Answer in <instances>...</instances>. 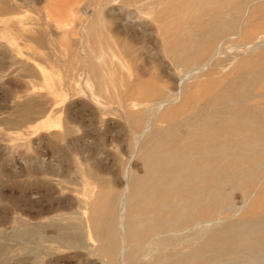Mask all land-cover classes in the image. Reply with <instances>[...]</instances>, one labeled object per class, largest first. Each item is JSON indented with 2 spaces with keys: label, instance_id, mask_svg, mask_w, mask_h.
I'll list each match as a JSON object with an SVG mask.
<instances>
[{
  "label": "rangeland",
  "instance_id": "rangeland-1",
  "mask_svg": "<svg viewBox=\"0 0 264 264\" xmlns=\"http://www.w3.org/2000/svg\"><path fill=\"white\" fill-rule=\"evenodd\" d=\"M194 1L196 0H0V243L9 247V251L0 257V264L105 263V258L95 253L97 243L88 232V212L85 207L96 188L91 193H85L86 183L111 182L116 191L127 192L123 171H133L138 176L142 174L139 148L151 140L153 132H161L165 128L166 124L161 119L164 108L172 109L180 105L183 98L180 92L184 94L189 91L192 83L202 81L200 77L187 78L182 84L184 92L181 90L176 96L177 90L171 81L178 78L177 72L173 70L170 61L166 60L163 44L166 38L169 39L179 31H158V27L162 28L158 20L168 19L169 23L173 16L189 14L195 7ZM209 8L211 6L207 7ZM259 10L264 11V0L248 3L240 11L239 23L236 25L252 34L254 30L261 33L264 31V14H258ZM107 26L109 29L117 26V32H124L126 29L125 32H128L130 26L134 35L143 37L144 33L148 46L128 44L126 37L124 36L126 40L123 39L116 31L113 36L110 35L112 33L108 34ZM249 26L252 28L249 29ZM142 28L143 33L140 32ZM150 31L153 32L149 33ZM147 32L150 34L148 37ZM104 33H107L105 36L110 39L109 42L102 37ZM254 33L257 34L256 31ZM165 34L167 37L164 39ZM157 35L162 37L161 40ZM115 37L118 39L116 43H127V49L116 44ZM152 39L154 44L151 43ZM232 41L236 42L229 40L230 43L222 48L221 60L228 62L233 58L232 55L239 57L244 54L240 50L247 46L239 43L243 48L238 49L235 48L236 44H231ZM149 45H153L150 51L147 50ZM262 48L264 46L259 47ZM156 49L160 51H157L161 55L159 58ZM148 52L153 53L152 56ZM102 60L105 61L104 64ZM96 63L97 69L91 66ZM149 67L151 72L148 71ZM158 67L164 72H160L162 70ZM231 67L232 65L225 71H220L217 76L226 74ZM98 70L100 71L97 72ZM156 70L158 74H155ZM159 72L165 73L167 78H159ZM145 74L150 77L144 76ZM160 79L162 82H159ZM148 81L153 85L144 90ZM163 86L165 90L158 93V89ZM169 91H172L173 97L157 110L156 103L166 100ZM126 94L130 97L125 98ZM114 97L116 102H113ZM128 113L131 116L127 117ZM141 121L142 124L139 123ZM139 124L142 128L138 127ZM144 128L146 130L139 138ZM63 133L67 136L64 134L65 137L62 138ZM63 139L71 144L72 152L70 145L66 148L68 143ZM68 155L70 157L65 160ZM39 170L57 172L38 173ZM85 170H93L92 179L87 176L83 178ZM251 198L253 200L254 196ZM242 200L241 194L235 192L231 202L239 209L219 218V225L215 220L211 221L208 228L242 220L251 199L247 202ZM74 223L78 226L82 224L80 229L84 228L83 248L61 247L51 240L53 237L58 238L56 235L66 233L64 226L70 228V224L72 226ZM37 225L45 226L42 230L44 233L40 232V236L45 235L42 236L44 240H49L39 247L35 256L15 252L13 244L4 238L18 226L31 228ZM69 228L66 230L72 232L67 235H74V229ZM188 231L193 235L192 240L197 236L199 239L201 230L198 226L175 233L177 236L172 233L174 237L172 234L163 235L161 244L159 236L151 240L154 241L152 244L151 241L148 242L144 251L141 254L138 252V257L135 255V263L132 261L130 264H157L155 260L160 258L159 254L163 255L161 258L167 259L173 255V251L179 253L183 249L185 253L184 250L190 244L188 242L192 241ZM121 234H124L123 229ZM244 237L243 235L242 238ZM223 254L221 256L224 257L220 258L225 260L221 263L220 259L219 264L227 261L229 262L226 264H230L236 259L235 253ZM122 258L121 255L120 262L118 258L119 264H129L126 261L123 263ZM247 263L252 264L248 261L235 264Z\"/></svg>",
  "mask_w": 264,
  "mask_h": 264
},
{
  "label": "bare ground",
  "instance_id": "bare-ground-1",
  "mask_svg": "<svg viewBox=\"0 0 264 264\" xmlns=\"http://www.w3.org/2000/svg\"><path fill=\"white\" fill-rule=\"evenodd\" d=\"M252 1L254 0L246 2L244 0L233 2L230 0H196L195 4L193 2L195 7L189 14L180 13L173 16L169 23L168 19L167 21L166 19H157L158 24L162 27H158V31L162 30L163 33L164 31L171 33L179 31L169 39L166 38V34L163 37L166 38L163 44L166 60L170 61L173 70L177 72L178 78L171 81L174 89L177 90L176 96L179 91L185 88L182 84L187 78L200 77L202 81L197 80L198 82L192 83L191 87L189 86V91H185L184 94L180 92L183 96L182 99L179 97L182 100L180 105H176L177 107L172 109L164 108L161 119L166 124L165 128L161 132H153L151 140L139 148L143 167L142 174L138 176L133 171H123V176L126 177L124 186L127 192L116 191L110 184L111 182L96 184L91 181L86 183L85 193H91L96 188L95 194L85 209L88 212V232L97 243L96 252H94L105 258L104 264H119L121 255L124 258H122L123 263L126 261L130 264L135 255L138 252H143L144 246L151 240L160 236L161 244V236L175 234L182 230H192L197 226L201 230L199 239L196 235L194 240L197 239V241L192 240L193 235L188 231V234L191 235L188 238H192V241L188 242L190 244L187 250H184L185 253L182 251L183 249L179 253L176 252L177 254L173 251L175 253L173 255L169 254L172 252H169L168 254L172 256L167 259L161 258L162 254H159L160 258L155 260L156 263L219 264L221 255L231 252L236 254H234L236 259L230 264L246 263L247 261L252 264H264V48L259 49L264 46V33H262L264 31L257 33L258 30H254L257 33L255 35L254 31L252 34L236 25L239 23L237 21L240 11ZM208 6L211 8L207 9ZM260 10L257 13L264 14L261 13L264 11ZM170 13L169 10V15ZM158 14L160 15V13ZM252 15L256 14L252 13ZM252 15H250L251 18H253ZM249 24L251 25V22ZM259 24L258 26H260ZM102 27L104 30V26ZM116 27L109 29L107 26L106 32L112 33L110 35L113 36V32L118 30ZM250 28L252 27L249 26ZM128 29L132 28L128 26ZM130 30L125 33L118 31L117 34L125 36L128 44L132 45L133 43L134 46L135 43L147 44L142 32L143 28L140 30L143 37L134 35L133 29ZM151 32L153 31L149 33ZM155 32L158 34L157 31ZM149 33L146 35L147 37L150 35ZM93 34L95 33L93 32ZM105 34L107 35L104 33L102 37L109 42L110 39L108 40ZM115 38L116 43L118 39ZM95 39L101 44L98 38ZM152 40L151 43L154 44V40ZM229 40L236 41L231 43L236 44L235 48H243L238 45L239 43H244L243 45L247 47L240 50L244 53H242L243 55L239 57L232 55L233 58L227 62L224 59L221 60V51L224 45L231 42ZM127 43L121 41L116 44L120 45L122 49H127ZM151 46L153 47V45ZM151 46L147 47L148 51ZM144 47L145 45L142 48ZM157 51L156 49V55L160 52ZM148 54L150 53L148 52ZM152 54L150 55L152 56ZM159 56L161 55L158 54V58ZM154 61L156 63V59ZM231 65L229 72L217 76L220 71H225ZM91 66L96 68L97 63ZM103 67L102 69H104ZM150 70L149 67L148 71L151 72ZM160 70V72H164L162 68ZM156 71L155 74H158ZM149 75L145 74L144 76L148 77ZM158 76L163 79L167 78L165 73H160ZM141 78L139 77V80ZM152 85V82L148 81L143 89L148 90ZM160 89H158V93H161L164 86ZM171 96L173 97L172 91L166 100L157 102L155 108L160 109L162 104L167 103L169 98L171 99ZM127 97L128 95L125 96V98ZM160 97L162 98V96ZM160 97L159 99H161ZM144 100L146 101V99ZM114 101L116 102L115 97ZM149 101L151 103V99ZM123 104L125 105L124 102ZM144 109L146 110V108ZM142 111L144 112V110ZM140 113L139 117H141ZM129 115L128 113L127 117ZM139 123L142 124V121ZM145 130L146 128L142 129L139 138ZM64 134H60L62 138L65 137ZM65 135L67 136V134ZM64 142L68 143L65 140ZM69 145L71 148L69 143L66 148H69ZM78 149L79 152L80 149ZM87 172L82 173L83 178L87 176L92 179L93 170ZM235 192H239L246 202L251 199L249 208L247 207L248 210L245 212L246 216L242 220L239 219L238 222L232 223L231 221L227 225L209 229L208 225L211 221L215 220L219 225L221 222L219 218L239 209L231 202ZM126 193L127 195H125ZM252 196H254L253 200ZM77 224L74 223L72 226L70 224V228L69 226L63 227L65 230L74 229V235L65 237L71 244V248L77 243L78 232H82L84 229H80L82 224L79 223L80 226ZM122 229L124 230L123 235L121 234ZM243 235L244 238H242ZM175 236L177 235L175 234ZM189 239L188 241H190ZM152 242L154 241H151V244ZM223 260L221 259L220 262L222 263Z\"/></svg>",
  "mask_w": 264,
  "mask_h": 264
},
{
  "label": "water",
  "instance_id": "water-1",
  "mask_svg": "<svg viewBox=\"0 0 264 264\" xmlns=\"http://www.w3.org/2000/svg\"><path fill=\"white\" fill-rule=\"evenodd\" d=\"M69 157H70L69 155L65 156V160L68 159ZM37 172L55 174L57 171L39 170ZM85 173H88V172H85ZM43 228H45V226L37 225L31 228H27L25 226H18L10 235L4 238L6 241L9 240L13 244V246L15 247V252L19 254H24V255L35 256L36 253L38 252L39 247H41L43 243L48 241V239L44 240V238L40 236V232L43 230ZM64 231L66 233H64L63 235H56L58 237L56 241L53 239L51 240L56 242L59 246H62V247L68 246L66 248H71L70 247L71 244H69V242L65 239V237L68 236L67 234L69 233V231L67 230H64ZM1 238H3V236H1ZM77 238H78L77 243L74 244L71 249H81L84 247V233L79 232ZM8 249H9L8 246L0 243V257L6 254L9 251Z\"/></svg>",
  "mask_w": 264,
  "mask_h": 264
}]
</instances>
